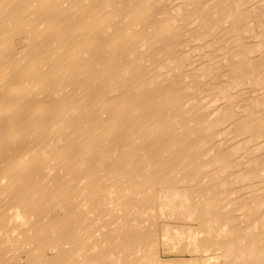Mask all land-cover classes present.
I'll return each instance as SVG.
<instances>
[{
	"label": "bare ground",
	"instance_id": "1",
	"mask_svg": "<svg viewBox=\"0 0 264 264\" xmlns=\"http://www.w3.org/2000/svg\"><path fill=\"white\" fill-rule=\"evenodd\" d=\"M0 264H264V0H0Z\"/></svg>",
	"mask_w": 264,
	"mask_h": 264
},
{
	"label": "rangeland",
	"instance_id": "2",
	"mask_svg": "<svg viewBox=\"0 0 264 264\" xmlns=\"http://www.w3.org/2000/svg\"><path fill=\"white\" fill-rule=\"evenodd\" d=\"M160 254L162 255V256L160 255V258L162 260H177V259H186V258L190 259L191 258L190 255H188V254L171 253L167 250L161 251ZM179 255H181V256H179ZM164 256H166V257H164Z\"/></svg>",
	"mask_w": 264,
	"mask_h": 264
}]
</instances>
